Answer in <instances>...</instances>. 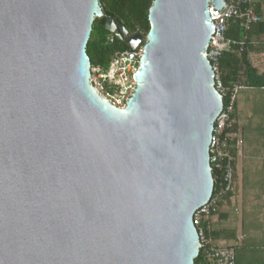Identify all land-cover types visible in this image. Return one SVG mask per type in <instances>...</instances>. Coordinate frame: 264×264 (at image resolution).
Masks as SVG:
<instances>
[{"label":"water","instance_id":"1","mask_svg":"<svg viewBox=\"0 0 264 264\" xmlns=\"http://www.w3.org/2000/svg\"><path fill=\"white\" fill-rule=\"evenodd\" d=\"M210 5L153 0L146 38L106 20L145 42L120 109L91 84L99 0H0V264H194L223 107Z\"/></svg>","mask_w":264,"mask_h":264},{"label":"built area","instance_id":"2","mask_svg":"<svg viewBox=\"0 0 264 264\" xmlns=\"http://www.w3.org/2000/svg\"><path fill=\"white\" fill-rule=\"evenodd\" d=\"M224 1L225 6L221 10H216L211 5L208 8L214 29L206 49V56L214 72V86L220 93L222 102L225 100V103L215 121L209 144V163L214 180V191L209 201L193 216L200 241L199 254L202 255L201 260L194 264H236L234 248L214 243L207 236L202 224L203 221L217 215L220 203L226 195L233 193L234 155L232 151L242 146L239 132H234L233 129L237 97L245 87L234 85L231 89H225L220 81L219 64L225 53L243 47L244 43L227 38L226 31L231 21H239L241 26L248 29L251 24L260 22L262 17L256 13L254 0ZM114 40L115 37L112 35L108 38V43L112 44ZM142 55L143 46L140 44L135 51L116 52L106 71L91 69V84L98 95L111 105L120 109L124 108L135 90V74L139 70Z\"/></svg>","mask_w":264,"mask_h":264},{"label":"crops","instance_id":"3","mask_svg":"<svg viewBox=\"0 0 264 264\" xmlns=\"http://www.w3.org/2000/svg\"><path fill=\"white\" fill-rule=\"evenodd\" d=\"M249 57L264 73V50ZM234 120L242 140L234 155V191L207 220V230L214 243L234 248L236 264H264V87L239 92Z\"/></svg>","mask_w":264,"mask_h":264},{"label":"trees","instance_id":"4","mask_svg":"<svg viewBox=\"0 0 264 264\" xmlns=\"http://www.w3.org/2000/svg\"><path fill=\"white\" fill-rule=\"evenodd\" d=\"M99 3L103 16L95 19L93 23L86 53L91 69L106 71L112 56L116 52L128 50L126 45L116 38L112 44L108 43V38L112 34L105 29L106 20H117L130 35L138 33L146 38L150 29L148 14L153 0H99ZM256 13L262 17V20L251 24L248 29L241 26L239 21L229 23L226 37L237 42H243L244 46L225 53L220 59V81L225 89H231L234 85H243L247 88L264 87V73H260L253 66L249 57L251 52L264 50V0L256 3ZM233 131H237L236 125ZM235 153L236 150L233 149L232 154L235 155ZM231 195L232 193L226 195L223 203L227 202ZM202 227L207 236L210 237L206 220L203 221ZM201 258L200 253L195 259V263H198Z\"/></svg>","mask_w":264,"mask_h":264},{"label":"rangeland","instance_id":"5","mask_svg":"<svg viewBox=\"0 0 264 264\" xmlns=\"http://www.w3.org/2000/svg\"><path fill=\"white\" fill-rule=\"evenodd\" d=\"M254 2H255V0H254ZM255 3H257V2H255Z\"/></svg>","mask_w":264,"mask_h":264}]
</instances>
